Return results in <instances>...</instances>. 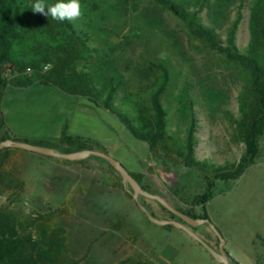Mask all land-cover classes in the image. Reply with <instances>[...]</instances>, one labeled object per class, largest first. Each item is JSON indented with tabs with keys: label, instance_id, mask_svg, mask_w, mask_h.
Returning <instances> with one entry per match:
<instances>
[{
	"label": "rangeland",
	"instance_id": "rangeland-1",
	"mask_svg": "<svg viewBox=\"0 0 264 264\" xmlns=\"http://www.w3.org/2000/svg\"><path fill=\"white\" fill-rule=\"evenodd\" d=\"M174 1L196 13L202 24L214 29L224 40L239 19L236 44L242 52L247 51L253 0ZM79 3L81 16L73 20L99 50L100 58L93 61L92 68L101 92L111 86L114 78L123 77L127 86L119 89L116 105L122 106L127 92L139 94L148 102L149 96L142 91L147 81L139 77L138 71L148 62L163 63L172 74L163 96L169 134L181 143L186 140L189 119L182 116L179 103L186 92L197 120L198 160L223 165L242 157L245 145L234 141L232 117H239L244 84L220 55L204 48L181 20L153 0H143L137 5L127 0H79ZM1 114L0 123L3 119L10 134L25 142L42 144L63 153L70 150L61 144L66 133L93 147L98 145L129 172L144 174V186L174 209H188L195 216L204 214L195 203L205 193L198 172L182 165L152 161L147 144L134 139L116 117L83 105L80 98L52 87H8ZM13 151L10 150L11 172L20 179L31 174L49 191H54L57 176L63 175L70 184L77 178L74 173H65L42 162V159L55 158L25 150L23 156L16 158ZM3 154L2 149L0 159ZM86 162L95 167L94 171L108 170L113 187L119 190L113 199L109 196L108 202L112 204L115 200V203L110 206L108 215H103L101 210L106 197L96 192L84 197L77 190L65 197L64 203H57L60 198L56 196L28 195L25 188L22 192L12 189L6 194L0 191V207L14 211L21 219H29L39 212L68 206V216L60 222L69 230L72 254L83 259L80 264H118L139 253L158 264L161 257L166 256H171L168 264H222L193 236L219 252L220 240L209 225L191 227L179 217L173 218L156 200L142 195L136 197L131 186L108 161L91 156ZM121 191L129 192L134 199H128ZM214 193L206 204V212L226 241L225 250L231 264L240 263L230 252L244 264H264V245L257 240L264 239V138L257 163L239 180L217 183ZM179 198L196 206H184ZM143 208L156 220L173 226L172 230L167 231L163 229L165 225L151 221ZM118 217L125 219L126 227L112 232L109 223ZM129 237L139 240L129 241Z\"/></svg>",
	"mask_w": 264,
	"mask_h": 264
},
{
	"label": "trees",
	"instance_id": "trees-1",
	"mask_svg": "<svg viewBox=\"0 0 264 264\" xmlns=\"http://www.w3.org/2000/svg\"><path fill=\"white\" fill-rule=\"evenodd\" d=\"M127 1L137 5L143 0ZM153 1L181 20L191 36L204 48L220 55L244 84L239 100V117H232L234 141L245 145V152L238 161L218 165L198 160L197 120L193 103L186 92L179 98L180 112L189 119L186 140L181 143L169 134L168 110L163 104V96L172 74L163 63L148 62L145 68L138 71L139 77L147 81L142 91L149 96L148 102L139 94L127 92L122 106L116 105L119 89L127 86L123 77L114 78L111 86L101 92L92 68L93 61L100 58L99 50L91 44L90 36L79 30L74 20L61 22L51 16L34 13L32 6L38 0H0V115L8 87H52L66 95L86 99L115 116L134 139L147 144L152 161L182 165L198 172L204 182L205 193L195 203L203 209V216H195L188 209L177 210L194 219H209L206 204L215 196L216 184L239 180L261 156V141L264 138V0H253L250 42L246 52H242L236 44L239 19L224 40L214 29L202 24L197 14L186 6L174 0ZM57 2L59 0H44L45 11L48 5ZM48 65L50 67L46 70L45 66ZM9 139L23 141L14 138L1 119L0 143ZM61 144L70 148L65 153L103 149L82 142L79 138H70L66 133H63ZM58 161L73 163L62 159ZM12 162L9 148L5 149L0 159V191L4 194L12 189L22 192L25 188L23 180L11 172ZM74 163L87 166L86 160ZM131 174L150 192L143 184L144 174ZM124 193L128 199H134L129 192ZM179 201L184 206H196L189 205L184 198H179ZM162 208L165 209L164 206ZM68 210V206H61L31 215L29 219H21L14 211L0 207V264H80L83 259L72 254L68 244L69 230L60 222L61 218L68 216ZM167 212L179 219L172 212ZM125 224V219L120 217L111 222L110 231H123ZM172 228L171 225L163 226L167 231ZM131 238L127 240H139L138 237ZM257 240L264 243L262 238ZM118 264L158 263L139 253Z\"/></svg>",
	"mask_w": 264,
	"mask_h": 264
},
{
	"label": "crops",
	"instance_id": "crops-1",
	"mask_svg": "<svg viewBox=\"0 0 264 264\" xmlns=\"http://www.w3.org/2000/svg\"><path fill=\"white\" fill-rule=\"evenodd\" d=\"M37 87H39V86H37ZM23 89H25V88H23ZM80 99H82V98H80ZM82 104L85 106H92L98 110L106 112L109 115H112L105 110H102V109L95 107L93 104H91L86 99H82ZM13 137L17 138L14 135H13ZM17 139H19V138H17ZM0 150H2V149H0ZM3 150L5 151V149H3ZM10 150H14L13 154H14V157H16V158L17 157L20 158L24 154L22 149L9 148V151ZM63 153H65V152H63ZM50 158H54V157H50ZM42 160H43L42 162H48L49 164H52V166L57 167L59 170L64 171L65 173L76 174L77 178L74 182H72L71 184L68 182L69 183L68 184L67 181L64 179L65 177H63V175H61V176L59 175L56 177V179L54 178L56 181L55 182L56 184L54 185L55 186L54 191H49V188H47L45 185L40 184L38 182V179L35 178V176H33L31 174L22 176L21 179L24 182V187H25L26 193L28 195L56 196V197L60 198V201L57 203H64L65 197L72 195V193L76 190L79 192L80 196H84V197H88V196L92 195L94 192H96V195L106 197L105 198L106 203H102L103 205L101 206V210H102L103 215H108V211H109L110 206L115 203V200H113L112 204L108 202L109 196L110 197L112 196L111 199H113L114 193L119 191L113 187V184L111 181V174L108 170L94 171L95 167L90 165V163H86L87 166L85 167L82 164L74 163V161H73V163H64V162L58 161V158L42 159ZM37 190H39V191H37ZM121 192H123V191H121ZM118 218H120V217H118ZM109 224H111V222ZM260 244H262V243H260ZM263 245H264V243H263ZM230 255L233 257L234 260H236L240 264H244L239 259L236 258L235 253L230 252ZM169 259H171V256H166L164 258L161 257V263L160 264H168L169 261H167V260H169Z\"/></svg>",
	"mask_w": 264,
	"mask_h": 264
},
{
	"label": "water",
	"instance_id": "water-1",
	"mask_svg": "<svg viewBox=\"0 0 264 264\" xmlns=\"http://www.w3.org/2000/svg\"><path fill=\"white\" fill-rule=\"evenodd\" d=\"M8 148H17L22 149L25 151H31L39 153L40 155L48 156V157H54L62 160H68V161H81L86 160L91 156H96L99 158H102L110 163V165L117 170L121 176L124 178V180L131 186L133 189L135 196L138 195L145 196L147 198L156 200L158 203H160L162 206H164L166 209H168L170 212L175 214L177 217H179L184 223L190 225L191 227H197L203 224L209 225V227L212 229V231L215 233V235L220 240L219 245V252L215 250L213 247L208 245L206 242L201 240L196 235H193L197 241H199L208 251L211 253V255L216 258L218 261H220L222 264H231L227 251L225 250V244L226 241L224 240L222 234L218 230V228L211 222L210 219H194L176 209H174L171 205H169L162 197L159 195H155L153 193H150L146 191L140 183L134 178V176L116 159L109 156L108 154L97 151V150H83V151H77V152H71V153H62L59 152L53 148L37 145V144H30L25 141H17L13 139L6 140L2 143H0V149H8ZM144 209V208H143ZM147 216L151 221L158 225H165L166 222L156 220L151 216V214L144 209Z\"/></svg>",
	"mask_w": 264,
	"mask_h": 264
},
{
	"label": "clouds",
	"instance_id": "clouds-1",
	"mask_svg": "<svg viewBox=\"0 0 264 264\" xmlns=\"http://www.w3.org/2000/svg\"><path fill=\"white\" fill-rule=\"evenodd\" d=\"M46 5L44 0H38L33 6L32 11L34 13H40L45 16H51L52 19L57 21H71L73 19L79 18L81 16V5L79 0H59V2L54 5H48L47 11H45ZM50 65L45 66V69L49 68Z\"/></svg>",
	"mask_w": 264,
	"mask_h": 264
}]
</instances>
